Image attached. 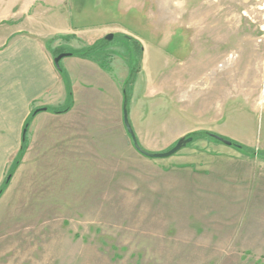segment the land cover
<instances>
[{
  "label": "rangeland",
  "instance_id": "rangeland-1",
  "mask_svg": "<svg viewBox=\"0 0 264 264\" xmlns=\"http://www.w3.org/2000/svg\"><path fill=\"white\" fill-rule=\"evenodd\" d=\"M66 1L55 0L71 30L60 46L107 79L81 97L60 66L67 101L30 119L0 185V264H264L258 199L239 210L223 180L199 195L171 179L179 162L209 159L264 182V0H70L69 14ZM44 21L60 29L56 15ZM124 99L147 152L199 135L145 158Z\"/></svg>",
  "mask_w": 264,
  "mask_h": 264
},
{
  "label": "crops",
  "instance_id": "crops-1",
  "mask_svg": "<svg viewBox=\"0 0 264 264\" xmlns=\"http://www.w3.org/2000/svg\"><path fill=\"white\" fill-rule=\"evenodd\" d=\"M68 5L69 0L66 5L63 4L67 12ZM2 6L9 13L12 14L14 10L15 13L8 18L6 12L3 14L0 11V185L11 160L21 148L23 127L31 110L45 109L38 115L50 116L52 114L47 111L50 107L65 99L67 101V86L62 82L53 59L67 53L59 42L71 38L67 25L69 18L61 15L63 7L55 5V0H0V8ZM55 15L59 19L57 25L60 29L43 31L44 17L53 16L55 19ZM73 56L62 59L59 66H63L71 87H80L77 93L82 97L93 85L98 87L107 78L91 60ZM177 165L186 170L172 176V181L183 187L188 186L196 194L212 193L217 190L216 181L221 183L223 180L221 191L233 198L231 206L239 210L252 208L257 204L251 200L258 199L259 208L264 209V182L254 183L253 175L247 169H228V163L219 164L209 159L204 164H197L195 170L192 168L193 162L183 160ZM218 170L225 173L223 177L217 178ZM183 174L187 177H183ZM10 191L7 190V193Z\"/></svg>",
  "mask_w": 264,
  "mask_h": 264
},
{
  "label": "water",
  "instance_id": "water-1",
  "mask_svg": "<svg viewBox=\"0 0 264 264\" xmlns=\"http://www.w3.org/2000/svg\"><path fill=\"white\" fill-rule=\"evenodd\" d=\"M113 38V35L112 34H107L105 37H104V40L106 42H110ZM71 56V54L69 53H62V54H59L57 55L54 59H53V63H54V66L57 70H60V66H59V62L66 58V57H69ZM125 93V90L123 89V94ZM46 111L45 109H37L35 110L34 114H38L40 112H44ZM122 122H123V125H124V128L127 132V134L129 135L130 137V140H131V143H132V147L133 149L135 150L136 153H138L139 155L145 157V158H148V159H167V158H170L172 157L173 155L177 154L179 151H181L182 149H184L188 144H190L192 142V137H186V136H183L181 138H179L176 143L174 144V146L172 148H170L168 151L166 152H163V153H150V152H147L145 151L144 149H142L138 142H137V139H136V136L132 130V127L129 123V119H128V110H127V100L124 99L123 100V103H122ZM25 133H26V130L23 129V132H22V140H24L25 138ZM214 140L222 143L223 145L227 146V147H231L233 146V144L230 142V141H227L225 139H223L222 137H219V136H216V135H210ZM239 148V146H236Z\"/></svg>",
  "mask_w": 264,
  "mask_h": 264
},
{
  "label": "trees",
  "instance_id": "trees-1",
  "mask_svg": "<svg viewBox=\"0 0 264 264\" xmlns=\"http://www.w3.org/2000/svg\"><path fill=\"white\" fill-rule=\"evenodd\" d=\"M90 49L91 48H88V51H90ZM71 55H76V53L75 54H71ZM58 71V73L59 74H61V75H63V70H57ZM126 89V88H125ZM71 103H72V101H71V93L70 92H68V104L69 105H67L65 108H64V110H63V112H66V111H68V109L70 108L69 106L71 105ZM49 110V109H48ZM47 110V111H48ZM34 112H35V110L29 115V118H27V120H26V123H25V126H24V129L26 130V127L28 126V122L30 121V119L31 118H33L36 114H34ZM52 112H54V113H56V114H60V113H62V112H58V111H52ZM205 134V133H204ZM196 135H199V134H196ZM195 134L194 135H192V137H194V136H196ZM207 137H209V138H211V139H213L211 136H210V134H205ZM25 141H26V133H25V138H24V140L22 141V144H21V148H20V150H19V152H18V155H17V157H16V160H15V162H14V164H13V167H12V169H14L18 164H19V162H20V160H21V158H22V156H23V153H24V150H25ZM234 145V144H233ZM174 146V145H173ZM172 146V147H173ZM171 147V148H172ZM242 149V148H241ZM7 185V181H5L4 182V184L0 187V195L2 194V191H3V188L5 187Z\"/></svg>",
  "mask_w": 264,
  "mask_h": 264
},
{
  "label": "flooded vegetation",
  "instance_id": "flooded-vegetation-1",
  "mask_svg": "<svg viewBox=\"0 0 264 264\" xmlns=\"http://www.w3.org/2000/svg\"><path fill=\"white\" fill-rule=\"evenodd\" d=\"M70 1V0H69Z\"/></svg>",
  "mask_w": 264,
  "mask_h": 264
}]
</instances>
